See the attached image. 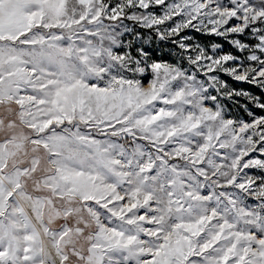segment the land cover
Listing matches in <instances>:
<instances>
[{
  "label": "snow or ice",
  "instance_id": "snow-or-ice-1",
  "mask_svg": "<svg viewBox=\"0 0 264 264\" xmlns=\"http://www.w3.org/2000/svg\"><path fill=\"white\" fill-rule=\"evenodd\" d=\"M168 3L0 0V264H264V115L233 117L217 97L240 93L213 75L264 84V35L230 41L256 48L247 68L189 55L201 81L118 51L115 32L131 19L163 37L187 15L169 35L202 16L210 34L258 33L264 0L136 14Z\"/></svg>",
  "mask_w": 264,
  "mask_h": 264
},
{
  "label": "rangeland",
  "instance_id": "rangeland-1",
  "mask_svg": "<svg viewBox=\"0 0 264 264\" xmlns=\"http://www.w3.org/2000/svg\"><path fill=\"white\" fill-rule=\"evenodd\" d=\"M113 3L116 0H112ZM176 0H169L168 7L156 6L151 7L144 12H137L138 15L146 16H163L169 14L172 11V4ZM217 5L228 6L230 0H216ZM213 17L202 16L199 20L193 21V25L187 28H182L178 35H169L167 29L175 26V23H183V19H187V15L182 19L180 17L175 18L174 22H168L165 25L160 26V31L164 32L163 37L158 35L157 30L141 26L137 21L131 19H122L119 22V26L115 28V32L118 34V39L122 42L118 51L130 50L134 55L138 50L143 49L147 53V61L169 63L175 67L180 68L186 73L196 75L198 80L203 81V76L195 72L190 62L189 55L194 57L197 55L201 48L204 53L211 54L215 51V54L220 52L231 53L234 57L240 58L233 61V63H241L245 68L250 65V55L255 56L256 48L250 47L241 53L237 51V48L233 46V43L240 42L242 45H257L259 37L264 35V28L260 31L251 32L246 31L245 34L236 35H214L208 32V28L211 25L208 23L209 19ZM232 41L233 43H230ZM187 45L191 48V53H185L180 44ZM212 45H219L215 50ZM259 59V57H257ZM215 79L227 87L221 89L223 93H228L235 89L237 95H233L230 98L225 95L223 97L218 96L217 101L220 106L226 111H230L233 117L239 116L241 119H249V113L255 112L256 115H264L261 109L254 107V101L259 98L260 103H264V84H256L253 82L237 81L232 76L227 75L224 72L213 74ZM143 83L147 84L152 79V73L149 71L143 78ZM208 91L211 95H216L214 86H209ZM247 93V96L244 95ZM123 142V141H119ZM144 143V142H141ZM251 173L259 175L258 170H246ZM258 202L253 198L247 200L249 206H254Z\"/></svg>",
  "mask_w": 264,
  "mask_h": 264
}]
</instances>
